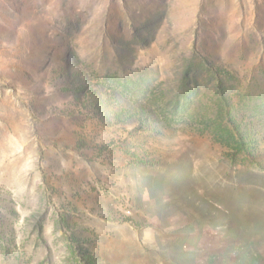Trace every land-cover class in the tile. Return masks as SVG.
I'll list each match as a JSON object with an SVG mask.
<instances>
[{"label":"rangeland","instance_id":"rangeland-1","mask_svg":"<svg viewBox=\"0 0 264 264\" xmlns=\"http://www.w3.org/2000/svg\"><path fill=\"white\" fill-rule=\"evenodd\" d=\"M0 264H264V0H0Z\"/></svg>","mask_w":264,"mask_h":264}]
</instances>
